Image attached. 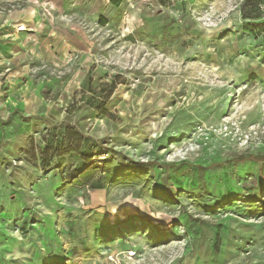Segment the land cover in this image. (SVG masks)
Instances as JSON below:
<instances>
[{
  "label": "rangeland",
  "instance_id": "obj_1",
  "mask_svg": "<svg viewBox=\"0 0 264 264\" xmlns=\"http://www.w3.org/2000/svg\"><path fill=\"white\" fill-rule=\"evenodd\" d=\"M0 264H264V0H0Z\"/></svg>",
  "mask_w": 264,
  "mask_h": 264
},
{
  "label": "trees",
  "instance_id": "obj_2",
  "mask_svg": "<svg viewBox=\"0 0 264 264\" xmlns=\"http://www.w3.org/2000/svg\"><path fill=\"white\" fill-rule=\"evenodd\" d=\"M98 187H100V188H103V187H105V185H103V184H100V186H98Z\"/></svg>",
  "mask_w": 264,
  "mask_h": 264
}]
</instances>
